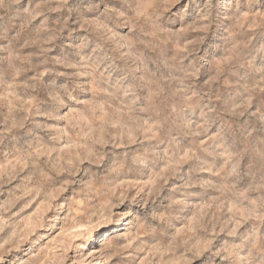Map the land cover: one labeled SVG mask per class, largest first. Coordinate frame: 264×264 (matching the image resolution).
Wrapping results in <instances>:
<instances>
[{
    "label": "rangeland",
    "instance_id": "1",
    "mask_svg": "<svg viewBox=\"0 0 264 264\" xmlns=\"http://www.w3.org/2000/svg\"><path fill=\"white\" fill-rule=\"evenodd\" d=\"M0 264H264V0H0Z\"/></svg>",
    "mask_w": 264,
    "mask_h": 264
}]
</instances>
